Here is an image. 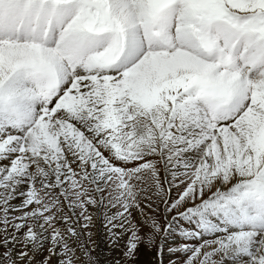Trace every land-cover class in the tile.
Wrapping results in <instances>:
<instances>
[{
  "label": "snow or ice",
  "instance_id": "snow-or-ice-1",
  "mask_svg": "<svg viewBox=\"0 0 264 264\" xmlns=\"http://www.w3.org/2000/svg\"><path fill=\"white\" fill-rule=\"evenodd\" d=\"M102 207L104 264H264V0H0V264Z\"/></svg>",
  "mask_w": 264,
  "mask_h": 264
},
{
  "label": "rangeland",
  "instance_id": "rangeland-1",
  "mask_svg": "<svg viewBox=\"0 0 264 264\" xmlns=\"http://www.w3.org/2000/svg\"><path fill=\"white\" fill-rule=\"evenodd\" d=\"M22 190L26 191L27 189L24 188ZM150 194L151 193H146V194H143L141 196L140 199L142 201V206L146 207L148 201H147V199H145V196L150 195ZM53 195L55 196V195H57V193H53ZM106 195H107V193H106ZM171 196L173 198L176 196V190H174L171 193ZM153 199H155V197H153ZM12 203L13 204H19L20 199L14 200ZM153 207H155V205ZM160 209L162 212L163 211V204L162 203L160 205ZM116 210L117 209H111V211H116ZM77 211H79V210L77 209ZM90 211L94 215L95 222H94V226H92L89 229V231H92L95 234L94 239L96 240L97 244L99 245V248L96 249L95 252H93V255H96L97 253H103V255H101V264H104L105 261L110 262L114 258L117 259L118 261H122L123 257L121 255V253H122L123 249L122 248L117 249L115 252H112L110 244H108L106 242V232H105V228H104V218H103V212L105 211V209L103 207L100 209L90 208ZM64 212L71 215V212L66 205L64 207ZM85 235H87V233H85ZM77 255L81 256V258L83 259L82 253L79 250L77 251ZM135 264H155V256H154L153 252L147 246L142 244L140 249H139L138 258H137Z\"/></svg>",
  "mask_w": 264,
  "mask_h": 264
},
{
  "label": "bare ground",
  "instance_id": "bare-ground-1",
  "mask_svg": "<svg viewBox=\"0 0 264 264\" xmlns=\"http://www.w3.org/2000/svg\"><path fill=\"white\" fill-rule=\"evenodd\" d=\"M228 264H232V262H231V261H229V262H228Z\"/></svg>",
  "mask_w": 264,
  "mask_h": 264
}]
</instances>
